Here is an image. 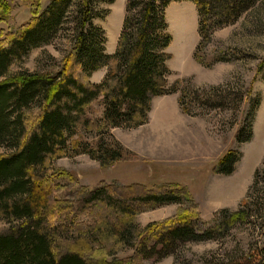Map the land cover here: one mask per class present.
I'll use <instances>...</instances> for the list:
<instances>
[{"label":"trees","instance_id":"1","mask_svg":"<svg viewBox=\"0 0 264 264\" xmlns=\"http://www.w3.org/2000/svg\"><path fill=\"white\" fill-rule=\"evenodd\" d=\"M182 1L196 6L199 42L193 57L209 67L200 51L213 31L236 22L259 0H127L114 54L106 52V32L95 24L109 14L101 8L106 0H50L44 9L37 0L29 22L0 39V146L9 149L0 155V221L7 224L0 231V264H133L137 254L145 253L147 259L158 254L156 245H161L159 256L163 257L177 243L222 238L236 225L250 221L251 206H261L259 170L241 206L236 211H219L203 231L196 229L199 208L185 186L103 183L57 196L65 186L51 177L53 162L88 154L104 167L133 156L118 142L107 140L112 138L110 130L147 123L154 98L179 92L182 111L194 114L187 101H201L189 88L191 84L186 79L172 85L167 82L172 35L166 8ZM8 13L9 6L0 0V22ZM62 31L69 34L72 50L59 71L11 72L14 64L25 61L33 49L51 43ZM104 67L108 71L103 80L91 82L93 73ZM263 71L264 62L257 73ZM211 89L214 93L203 105L223 106L225 98L219 94L223 87ZM98 101L101 116L92 118L90 107ZM259 105L257 96L235 133L238 143L252 139ZM240 158V152L227 151L214 172L232 174ZM56 175L67 177L65 172ZM68 181L77 183L71 176ZM184 200L188 207L175 217L144 229L135 222L138 204L159 206ZM147 229L157 237L150 249L144 241ZM106 242L110 245L105 246ZM116 245L136 253L117 259L112 253ZM248 257L249 262L264 264V250Z\"/></svg>","mask_w":264,"mask_h":264},{"label":"rangeland","instance_id":"2","mask_svg":"<svg viewBox=\"0 0 264 264\" xmlns=\"http://www.w3.org/2000/svg\"><path fill=\"white\" fill-rule=\"evenodd\" d=\"M106 1L101 8L109 14L95 20V24L106 32V52L114 54L127 0ZM1 2L7 3L9 13L5 14V21L0 22V39L29 22L37 0ZM49 2L40 0V9L46 8ZM166 19L172 35L167 50L171 54L167 62L171 74L167 82L172 85L176 80L186 79L201 103L187 101V108L194 113L188 115L179 105V92L159 96L152 101V115L149 113L147 123L134 128L111 129L112 138L107 140L111 144L113 140L118 142L131 153L133 156L128 159L104 167L88 154L55 160L51 177L65 186V191L57 196L73 193L79 187L91 190L103 183L143 184L148 188L185 186L199 208V218L194 225L203 231L219 211H236L241 206L259 170L257 188L261 206H251L253 216L248 223L236 225L222 238L177 243V248L163 257L159 256L161 245H156L158 254L149 259L144 258L145 253L137 254L133 264H260L256 260L249 262L248 255L264 250V71L257 73L264 62V0H259L233 24L213 31L210 42L200 51L203 62L211 64L209 67L197 63L193 57L199 42L195 4L173 3L166 10ZM71 50L69 34L62 31L51 43L33 49L25 61L14 64L11 72H57ZM107 71L108 67H104L93 73L90 81L101 82ZM214 86L223 87L219 94L225 98L224 105H203L214 93L211 89ZM257 96L260 105L255 113L253 137L238 143L235 133ZM89 112L92 118L100 117V102L93 103ZM229 150L241 154L235 171L230 175L215 173L219 159ZM7 152L8 148L0 146V155ZM62 172L68 178L56 177ZM69 176L76 180L75 185L69 183ZM188 205L187 200L159 206L138 204L135 222L144 229L175 217ZM258 208L261 210L257 211ZM6 228L7 224L0 221V231ZM145 235L144 241H148L146 246L150 249L157 241L153 237H157L150 235L149 229ZM106 245L109 246V242ZM112 253L117 259H125L133 257L136 249L116 245Z\"/></svg>","mask_w":264,"mask_h":264},{"label":"crops","instance_id":"3","mask_svg":"<svg viewBox=\"0 0 264 264\" xmlns=\"http://www.w3.org/2000/svg\"><path fill=\"white\" fill-rule=\"evenodd\" d=\"M186 2H189V1H182V2H172L168 5V7L166 8V10H168V8L173 4V3H186ZM153 107H154V104H153ZM152 112V111H151ZM151 114V113H150ZM152 115V114H151Z\"/></svg>","mask_w":264,"mask_h":264}]
</instances>
